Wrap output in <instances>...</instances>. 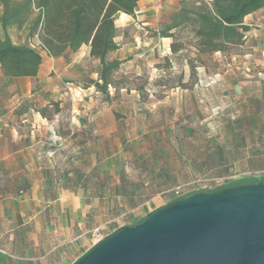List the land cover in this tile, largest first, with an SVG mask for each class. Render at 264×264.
<instances>
[{
	"label": "crops",
	"instance_id": "0c3cea01",
	"mask_svg": "<svg viewBox=\"0 0 264 264\" xmlns=\"http://www.w3.org/2000/svg\"><path fill=\"white\" fill-rule=\"evenodd\" d=\"M199 1L212 0H137L134 14L119 13L117 48L108 53L119 68L106 92L90 84L101 83L100 62L86 44L67 57L40 49L37 75L6 84L0 264H70L175 200L172 191L185 183L219 188L264 178V74L226 73L208 87L185 77L153 100L135 82L128 90L119 82L123 74L161 80V32ZM243 22L264 34V9ZM158 197L163 204L153 205Z\"/></svg>",
	"mask_w": 264,
	"mask_h": 264
},
{
	"label": "water",
	"instance_id": "95a60500",
	"mask_svg": "<svg viewBox=\"0 0 264 264\" xmlns=\"http://www.w3.org/2000/svg\"><path fill=\"white\" fill-rule=\"evenodd\" d=\"M145 216L70 264H264V181L193 192Z\"/></svg>",
	"mask_w": 264,
	"mask_h": 264
},
{
	"label": "trees",
	"instance_id": "16d2710c",
	"mask_svg": "<svg viewBox=\"0 0 264 264\" xmlns=\"http://www.w3.org/2000/svg\"><path fill=\"white\" fill-rule=\"evenodd\" d=\"M136 1L0 0L1 73L9 78L35 77L42 61L40 49L53 57H67L86 44L90 47L89 56L100 62L101 83L94 80L90 84L106 92L115 83L114 73L119 68L118 61L108 59V53L117 48L114 19L121 12L134 14ZM261 9H264V0H212L210 9L205 8L196 14L200 24L198 35L201 43L208 47L207 52L222 51L229 44H240L244 32L250 28L243 22L244 17ZM187 13L181 12L180 18L166 30L180 26ZM22 27L28 28L27 41H12L8 28L19 30ZM162 35L169 36L166 31ZM143 84L144 93L149 97L147 81ZM182 85L178 81V86ZM191 189L212 192L218 187L214 189L208 180L201 179L192 183Z\"/></svg>",
	"mask_w": 264,
	"mask_h": 264
},
{
	"label": "rangeland",
	"instance_id": "374dc122",
	"mask_svg": "<svg viewBox=\"0 0 264 264\" xmlns=\"http://www.w3.org/2000/svg\"><path fill=\"white\" fill-rule=\"evenodd\" d=\"M210 5L211 2L207 4L204 1L195 3L189 7L186 19L182 20L180 26L166 30L169 36L166 38L164 54L167 57L160 62L161 80L154 74L147 77L123 74L119 77V82L124 84L127 90L132 87L131 82H135L138 84L136 90L145 95V88L142 85L144 86L143 82L147 81L146 87L150 93L149 97L153 100L155 96H161L170 89V86L185 77L188 79L185 82L188 86L208 87L214 83L219 75L226 73L242 72L252 75V73L257 72L264 74V34L256 26L250 27L244 32L240 44H229L222 51L207 52L208 47L201 43V38L198 35L200 24L196 14L203 12L205 8L210 9ZM35 11L37 10L35 9ZM8 33L12 41L16 43L19 41L26 42L28 39V28L26 27L19 30L8 28ZM129 37H125L127 42L137 41ZM11 80L12 78L7 76L4 79L0 78V94L5 93L6 84ZM74 95L79 99L82 92L79 91ZM259 181H264V178L259 179ZM239 183L242 182H237V184ZM157 203L163 204L161 197H158L153 205Z\"/></svg>",
	"mask_w": 264,
	"mask_h": 264
},
{
	"label": "built area",
	"instance_id": "2783aa9c",
	"mask_svg": "<svg viewBox=\"0 0 264 264\" xmlns=\"http://www.w3.org/2000/svg\"><path fill=\"white\" fill-rule=\"evenodd\" d=\"M224 181H226V180H222V182H224ZM216 182L220 183V180H216ZM191 184L192 183H187V184L183 185L182 187H179L178 189H174L172 191L173 197H175V199L176 198L178 199V198L185 197L186 195L194 192L193 189H191Z\"/></svg>",
	"mask_w": 264,
	"mask_h": 264
}]
</instances>
